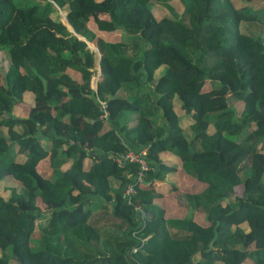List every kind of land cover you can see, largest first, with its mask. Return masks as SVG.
<instances>
[{
    "label": "trees",
    "instance_id": "obj_1",
    "mask_svg": "<svg viewBox=\"0 0 264 264\" xmlns=\"http://www.w3.org/2000/svg\"><path fill=\"white\" fill-rule=\"evenodd\" d=\"M170 1L0 0V173L21 185L0 195V264H264V0ZM59 8L100 51L96 89L95 52ZM144 145L153 169L136 183L138 163L115 157ZM164 149L201 184H170L183 217L154 200L176 170ZM71 228L86 252L31 237Z\"/></svg>",
    "mask_w": 264,
    "mask_h": 264
},
{
    "label": "crops",
    "instance_id": "obj_2",
    "mask_svg": "<svg viewBox=\"0 0 264 264\" xmlns=\"http://www.w3.org/2000/svg\"><path fill=\"white\" fill-rule=\"evenodd\" d=\"M65 17V16H64ZM60 18V17H59ZM64 21L61 20L60 21L67 27V29H69L70 31H72L73 33H76L74 28L72 27L71 24L66 22V19L63 18ZM93 25V24H92ZM103 36L105 37V39H107L108 41H117L120 39L121 37V29H116L114 31L111 32H102ZM77 34V33H76ZM80 38L85 39L87 41V45L94 50L95 52V67L97 68L98 73L93 75L92 77V81H91V85L93 86V88L96 89L97 86V78H98V74H99V58H100V51L98 50L97 46L95 45V43L93 41H89L86 39L85 36L77 34ZM68 71L74 75L75 77L79 78L80 77V73L78 71H75L72 68H68ZM23 99L24 101L28 104V105H32L34 103V95L31 91L29 90H25L23 92ZM15 112L16 114H20L23 115L24 112L22 111V109L15 107ZM179 109V106H176V109ZM177 109V110H178ZM46 146V145H45ZM159 157L161 158V160L172 164L175 166V172L172 174H168L169 176L167 178H165V180L163 179H157L154 181L153 186L156 189V191H158L160 193V195H158L156 198H154V200L164 208L165 210V215L167 216H175V217H183L186 214V209L182 206V195L178 194L179 191H171L170 188V184H177L179 187L181 186L183 189H188V190H197L200 188V185L198 183L195 182V179L189 175L187 172H185L182 168V162L181 159L179 158V156L177 154H175L173 151L169 150V149H164L161 150L159 152ZM16 158L18 160H22L23 158L17 154ZM92 163V159L90 157H86L84 159V167L88 168L90 166V164ZM48 164H49V158L48 156H44L43 158H41L37 164V168L38 170H40L41 172H43L44 174H49V170H48ZM71 164V160L69 159L66 166L65 167H69ZM185 175H187L189 178H193L192 182H191V187L187 186V185H182L183 180H187L190 181L189 178L186 179ZM3 176L5 177H11V174H9L7 172V174H4ZM181 177V178H180ZM4 178V177H2ZM14 179V178H13ZM189 179V180H188ZM16 183V182H15ZM174 210V211H173ZM177 210H180L177 213ZM177 213V214H176ZM203 215L202 213H196L194 215V217L196 215ZM196 219V217H195ZM197 220V219H196Z\"/></svg>",
    "mask_w": 264,
    "mask_h": 264
},
{
    "label": "rangeland",
    "instance_id": "obj_3",
    "mask_svg": "<svg viewBox=\"0 0 264 264\" xmlns=\"http://www.w3.org/2000/svg\"><path fill=\"white\" fill-rule=\"evenodd\" d=\"M176 1L178 3V6L175 3ZM169 3L172 5V8H174L176 11H181V9H182L180 7L181 6V0H171ZM149 6L151 7V9L153 11H155V14L157 11H171V9H169L165 5L156 3L155 1H152L151 3H149ZM58 12L60 14L59 17L61 18L62 21H64L63 18H64V16H66V13H67L66 9L59 8ZM6 62H7V58L5 57V54L3 52H0V71L2 70L1 69L2 67L3 68L5 67ZM2 174L4 175L7 173L3 172ZM2 174L0 173V177ZM2 177H4V178H2ZM2 177L0 178V195L2 197L7 198L9 196L11 186H17L19 190L21 189V185L18 184L19 182L17 180H15L11 177H5V176H2ZM185 177H186V179L189 178L187 175H185ZM189 179H190V181L183 180L182 185H184V186L187 185V186L191 187V182H192L193 178H189ZM199 185H201V184H199ZM181 189H183V188L180 186V190ZM235 192L240 193L241 192V186H236ZM39 203H40V206L43 207V204L41 203V201H39ZM179 211L180 210H177V213ZM195 217H196L197 221H199V222H203L205 220L204 215L198 214ZM79 233H80V231H79ZM31 237L33 240H37L39 238H42L45 240L46 239L47 240L53 239L54 241L59 240V243L57 246L58 249L61 250L65 247L68 249V251L73 252L75 254H82V253L87 251V248L83 244L80 243L79 234H78V231L76 230V228H71L66 233L59 234V235H53V236L41 234L39 231L35 230ZM103 238H104V236H102V239ZM103 242H104V240H103ZM2 253H3V250L0 249V255ZM10 264H14V261L11 260Z\"/></svg>",
    "mask_w": 264,
    "mask_h": 264
},
{
    "label": "built area",
    "instance_id": "obj_4",
    "mask_svg": "<svg viewBox=\"0 0 264 264\" xmlns=\"http://www.w3.org/2000/svg\"><path fill=\"white\" fill-rule=\"evenodd\" d=\"M99 101H100V105L102 109L101 115L106 117L108 115V111L106 108L107 106L106 102L105 100H101V99H99ZM147 148H148V145H144L139 149L129 148L124 154L117 155L115 157V159L120 163H124V162H137L138 163V171L134 179L136 183L145 182L146 171L149 169H153V165L147 159V154H146ZM133 192H135L134 182L128 181L123 186V193H124L125 199H127L128 202H130V196ZM135 207L136 208L138 207L139 211H141V209L139 208V205H136ZM139 213L141 215V212ZM135 249L136 248H133V250Z\"/></svg>",
    "mask_w": 264,
    "mask_h": 264
},
{
    "label": "water",
    "instance_id": "obj_5",
    "mask_svg": "<svg viewBox=\"0 0 264 264\" xmlns=\"http://www.w3.org/2000/svg\"><path fill=\"white\" fill-rule=\"evenodd\" d=\"M64 18L66 19V22L69 23V20H68L67 16H65ZM69 24H70V23H69Z\"/></svg>",
    "mask_w": 264,
    "mask_h": 264
}]
</instances>
